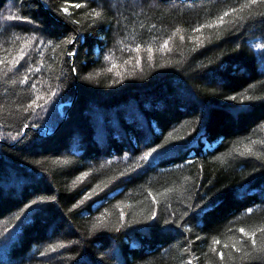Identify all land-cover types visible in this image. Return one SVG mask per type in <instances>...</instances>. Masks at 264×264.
<instances>
[{"label": "trees", "instance_id": "16d2710c", "mask_svg": "<svg viewBox=\"0 0 264 264\" xmlns=\"http://www.w3.org/2000/svg\"><path fill=\"white\" fill-rule=\"evenodd\" d=\"M244 2L0 0V69L37 38L0 71V264H264V4L201 28Z\"/></svg>", "mask_w": 264, "mask_h": 264}, {"label": "snow or ice", "instance_id": "6c2138e0", "mask_svg": "<svg viewBox=\"0 0 264 264\" xmlns=\"http://www.w3.org/2000/svg\"><path fill=\"white\" fill-rule=\"evenodd\" d=\"M257 3L264 4V0H245V2L240 5L239 9L232 8L229 11H225L223 13V15H220L215 21H211V22H208V23H206L204 25H201V28H204V27H207V28L219 27L220 25H223L225 23V17L230 16L233 13L238 14L240 12H243L245 8H251L252 5H255ZM71 6L72 5H66L65 7H62L59 11L61 13H63L64 15H66V16H71V12L69 10V8ZM84 6L85 5L81 4V3H76L74 5L75 8H81V7H84ZM94 15L99 17L101 15V12L100 11H95ZM239 18L243 19L242 16H240ZM8 19H10V20H21V19H23L27 23H35L34 21L31 20V18L21 17L19 15H11V16L8 17ZM229 22H231V21H229ZM200 30H201L200 28L194 29V31H197V32H199ZM179 31H180V29H177V32H179ZM16 39L19 40V39H21V37L17 36ZM36 39L37 38L35 37V35L25 38L24 41H23V45H22V47L19 50L18 58L17 57H13L12 61H8V64L11 65V67H7L6 69H0V71H5V73H6L7 71H11L12 67H15L16 65H18L20 63V60L24 59V56L27 55V53L25 52V49L26 48H30L31 45L33 44V42L36 41ZM181 39H183V37H181ZM197 39H199V38L197 37ZM68 42L69 43H73V41H71V40L68 41ZM39 43L43 44L44 42L40 41ZM48 43H51V42L49 41ZM200 43L202 44L203 41H200ZM167 44H168V42L165 41L164 45L161 46V51H163L165 48H167ZM257 47L264 48V44L257 45ZM135 51H137V52L139 51V46H137ZM148 51H149V57L148 58L151 59V54H150L151 53V49H148ZM74 54L75 53H69L70 56L74 55ZM107 59L111 60L112 58L111 57H107ZM6 60H7V56H5L3 59H0V65H4ZM137 65H139V61H137ZM113 67H115V63H113ZM39 70H40L39 68L35 69V71H39ZM29 71H32V69H29ZM109 71H111V69H109ZM117 75H120V73H117ZM26 81H27V77H25V79L23 81H21V82L24 83ZM33 87H35V85H33ZM232 99H236V97H232ZM245 99H249V97H245ZM35 103H36V101L34 100L33 104H35ZM159 147H163V145H158L156 147H153L151 149V151L145 153L144 156L141 157V159H147L153 153L157 152ZM246 151L247 152H251V148H246ZM83 175L86 176L87 173H84ZM82 178L83 177H80L79 179H82ZM35 202L36 201H34V203ZM248 211L251 212L252 209H249ZM238 231L241 232V233H244V235L249 238V240L251 241L252 244H256L255 232L249 234L248 232L245 231L244 228H240ZM259 231L260 232H264V228H260ZM213 243L214 244H220L221 241L220 240H214ZM60 246H63V245H60ZM224 247L227 248L228 245L224 244ZM232 248H234L237 252L242 251V248L241 247H237L236 243L232 244ZM213 250H215V249H213ZM219 256H220L221 259H223L224 258V252L223 251L219 252ZM188 264H191V261H189Z\"/></svg>", "mask_w": 264, "mask_h": 264}]
</instances>
